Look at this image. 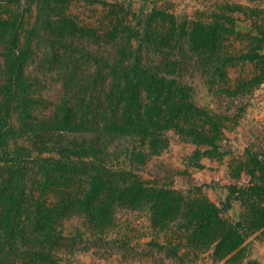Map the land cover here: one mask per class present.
Segmentation results:
<instances>
[{
  "label": "rangeland",
  "instance_id": "1",
  "mask_svg": "<svg viewBox=\"0 0 264 264\" xmlns=\"http://www.w3.org/2000/svg\"><path fill=\"white\" fill-rule=\"evenodd\" d=\"M15 31L18 46L30 50L24 72L40 82L39 117L51 115L65 98L93 105V96L111 84L99 80L95 90L91 76L119 69L136 49L145 68L189 87L206 112L182 111L184 118L173 122L184 133L164 131L167 142L146 160L136 155L138 142L109 141L108 167L173 190L179 210L152 218L138 207L117 208L105 230L112 242L101 246L90 241L86 217L68 208L47 223L51 237L63 238L55 254L59 264H264V0H58L50 10L0 5V109ZM221 89L236 94L220 95ZM11 118L16 127L19 114ZM91 137L22 135L6 144L20 161L0 164V237L16 169H30L14 220L17 236L28 238L37 207L61 200L49 184L42 186L39 159H57L60 144ZM207 208L218 210L215 220L192 226V210ZM28 262L0 242V264Z\"/></svg>",
  "mask_w": 264,
  "mask_h": 264
},
{
  "label": "trees",
  "instance_id": "2",
  "mask_svg": "<svg viewBox=\"0 0 264 264\" xmlns=\"http://www.w3.org/2000/svg\"><path fill=\"white\" fill-rule=\"evenodd\" d=\"M56 1L0 0V5L17 4L27 8L34 5L41 10H50ZM29 52L16 43V31L11 34V58L7 67V82L2 90L4 102L0 109V164L20 161L18 152L11 153L6 149V144L16 136L82 133L91 134L92 137L73 142L70 146L60 144L55 149L57 159H39L36 173L44 179L42 186L49 184L53 192L61 196V200L51 207H37L29 217L34 230L28 238L17 236L18 228L14 220L19 217V210L24 206L25 179L30 169L22 166L16 169L13 194L7 208L8 225L0 237L1 247L28 257L27 264H59L55 254L63 238L59 235L51 237L47 223L54 220L56 214L66 213L68 208L86 217L85 222L93 231L90 241L101 246H108L112 242L105 240L106 228L113 225L117 208L138 207L152 218L179 210L173 190L116 171L107 166L105 157L109 141L116 139L138 142L140 148L136 155L142 160L157 155L164 142H167L163 137L164 131L177 128V132L184 133L183 128L173 122L174 119L184 118L182 111L193 110L206 114L193 102L191 89L145 68L136 49L131 61L119 62V69L113 68L106 76H91L89 81L95 90L99 80L109 79L111 84L108 91H99L96 100L93 96V105H74L71 99L65 98L55 105L51 115L39 117L35 110L44 105V101L36 95V84L39 86L40 82L24 72ZM217 93L227 97L236 94L227 89L218 90ZM13 112L19 114L16 127L12 123ZM212 209L192 210L193 217L188 219L189 222L196 228L208 227L218 213L217 209ZM20 244L25 250L19 249Z\"/></svg>",
  "mask_w": 264,
  "mask_h": 264
}]
</instances>
